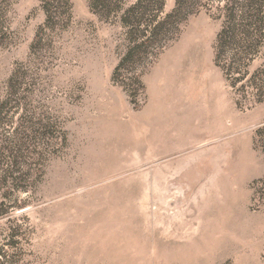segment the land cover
<instances>
[{
    "label": "rangeland",
    "instance_id": "rangeland-1",
    "mask_svg": "<svg viewBox=\"0 0 264 264\" xmlns=\"http://www.w3.org/2000/svg\"><path fill=\"white\" fill-rule=\"evenodd\" d=\"M0 264H264V0H0Z\"/></svg>",
    "mask_w": 264,
    "mask_h": 264
}]
</instances>
